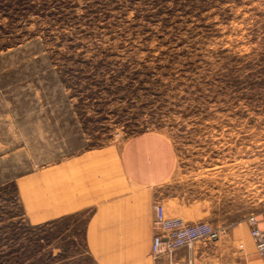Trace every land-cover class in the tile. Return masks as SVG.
<instances>
[{
	"label": "rangeland",
	"instance_id": "1",
	"mask_svg": "<svg viewBox=\"0 0 264 264\" xmlns=\"http://www.w3.org/2000/svg\"><path fill=\"white\" fill-rule=\"evenodd\" d=\"M143 133L166 138V215L220 230L195 257L228 264L264 225V0H0V253L95 264L86 215L30 224L14 181Z\"/></svg>",
	"mask_w": 264,
	"mask_h": 264
},
{
	"label": "crops",
	"instance_id": "2",
	"mask_svg": "<svg viewBox=\"0 0 264 264\" xmlns=\"http://www.w3.org/2000/svg\"><path fill=\"white\" fill-rule=\"evenodd\" d=\"M167 152L165 137L143 133L18 175L24 217L41 224L84 213L83 240L95 264H152V205L167 180ZM220 255L228 264H264L248 231L225 238Z\"/></svg>",
	"mask_w": 264,
	"mask_h": 264
},
{
	"label": "built area",
	"instance_id": "3",
	"mask_svg": "<svg viewBox=\"0 0 264 264\" xmlns=\"http://www.w3.org/2000/svg\"><path fill=\"white\" fill-rule=\"evenodd\" d=\"M152 209V264H208L195 257V245L200 241L217 240L220 230L204 221H185L167 216L160 201L154 202ZM248 227L256 252L264 263V229L254 217L248 220ZM181 251L184 255L180 257Z\"/></svg>",
	"mask_w": 264,
	"mask_h": 264
},
{
	"label": "trees",
	"instance_id": "4",
	"mask_svg": "<svg viewBox=\"0 0 264 264\" xmlns=\"http://www.w3.org/2000/svg\"><path fill=\"white\" fill-rule=\"evenodd\" d=\"M19 225H21L20 222H19ZM13 253L14 252L9 253V254L5 252H1L0 253V264H18L20 260V256H18L17 254L15 255Z\"/></svg>",
	"mask_w": 264,
	"mask_h": 264
}]
</instances>
